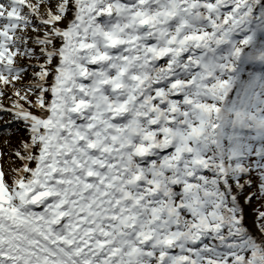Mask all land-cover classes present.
<instances>
[{
  "label": "snow or ice",
  "instance_id": "snow-or-ice-1",
  "mask_svg": "<svg viewBox=\"0 0 264 264\" xmlns=\"http://www.w3.org/2000/svg\"><path fill=\"white\" fill-rule=\"evenodd\" d=\"M0 264H264V0H0Z\"/></svg>",
  "mask_w": 264,
  "mask_h": 264
}]
</instances>
